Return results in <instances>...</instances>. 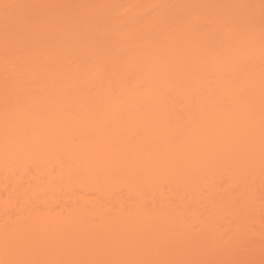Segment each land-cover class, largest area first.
Returning <instances> with one entry per match:
<instances>
[{
    "label": "bare ground",
    "instance_id": "bare-ground-1",
    "mask_svg": "<svg viewBox=\"0 0 264 264\" xmlns=\"http://www.w3.org/2000/svg\"><path fill=\"white\" fill-rule=\"evenodd\" d=\"M49 1L51 0H0V52L3 53H1L2 55L0 54V103L3 105V107L0 105V164L4 165L13 158V160H16V157H18V161H21L22 156H26L30 157V159L28 158V161L34 160V163L36 162L38 164L41 162L42 164L44 163L47 165L48 160H56V157L58 158V156L61 155L60 157L63 156L64 158L73 160L71 161L72 165L70 166L66 163L67 169L62 166L63 163L59 162L63 161L60 157L58 158L60 160L55 164L57 165V163H60L62 166H57L60 168V172H57V178L59 176L60 179H63H61L62 181H64V179L67 181L63 182L64 185L67 184L65 185L66 190L68 189L71 191L74 185L76 187L78 184H81L80 187L83 189L85 188L87 190L91 187V189H93L97 184L96 189L100 188V196L97 195L98 197H96L95 195L94 199H89L94 195L90 197L88 196L89 198H87L85 197L86 193L84 194L85 196H82L83 193L79 194L78 191H76L73 193V196L76 198H71L70 193L69 198L73 199V202H71L72 207H65L67 209L66 212L68 217H70L68 218V222L66 221L67 215L61 213L62 210L58 211L60 213L56 214L57 209H54L55 220L52 218L54 216L53 211L51 212V215L53 216L50 215V212L48 214L45 212L46 217L48 215L47 220L49 218L51 223L52 221L58 223L57 219L63 218L62 221L64 222L65 220L64 223L61 224V220H59L61 226H63V224L65 226L66 222L67 224H70L72 221L76 220L78 216V218H80V215L83 213L85 214V216L84 214L82 215L84 218L81 217V220H84L85 222L80 223L79 226L77 225L78 227H62L58 231L50 233V236L48 237L52 243L50 246L51 250L48 249V255L50 254L49 256L52 258H67L65 259L67 262L63 261L67 264L72 258L74 259H72L70 264H76V260H78V258H76L78 251H83L81 253L84 254L90 252L89 254L91 256L93 255V260L92 258L90 260L92 264H97L100 259L97 258V253L104 256L106 255V258H109L112 249L113 251H119L118 254L125 258L124 251L120 249L121 247L135 248L132 253L138 251L137 253H141L140 256L142 259L144 258L145 261L150 260V263L151 260L157 258L160 263V260L164 261L163 258H169V260L173 261L176 260V258L185 259L187 257L189 259L191 257L194 258L196 255H206L207 257H205L207 260L208 256L210 258L211 256L216 259L218 257L220 258V256H217V254H219L222 255L221 258L225 261L226 256H233L235 246L232 247L231 244L222 241L225 235L222 237V240L219 239L217 241L215 238L213 240L209 238L205 239L204 236L201 235V232L199 235H201L206 241L194 242L195 238L192 237L194 240H192L193 242L190 241L191 243H189L188 238H184V234H181V236H178V234L173 235L177 233L175 230H178L180 225L182 227L185 224L179 222V220L174 221V218H169L178 215L173 211H169V201H153L154 203L151 205H166L164 207H167L168 209H166V211L160 210L153 216L152 214H149L152 213V211L146 209L147 203L146 200L144 201V198L147 194L149 195L154 192V195H151L153 196L152 199L154 200V196L158 195L155 199L162 200V198L166 197L164 196L165 194L163 195L164 184H169L171 186V194H169V196L173 193L180 196L182 192L185 191V194L188 191V193L191 192L189 194L193 195V197L191 196L192 199L196 197V200L199 201L202 199L200 196L198 197L201 190L204 187L208 189L211 185L210 180H212V183L215 177L218 178V175L220 177V175L222 176L223 174L225 175L226 173H229L228 175L232 176V180L234 179L236 181L238 178H245L243 175L248 177L247 174H243V172L245 173V169H249L248 167L253 168L252 171H254V168H260V166H262L261 164L264 163L262 162L261 157V155L264 154V21L262 19V17L264 18V14L260 16L263 12L262 6H264V1L245 0L249 5L253 6L254 3V7H249L254 9L249 10L246 8L248 6L246 5V2L245 4L242 2L243 0H226L227 2L223 0H196V3L193 0L192 2L187 0V2L189 1L188 3L194 2L192 6L189 4L191 8H193L195 4V9L197 4V8L194 11L193 9H190V14H203L202 16H205L210 11L209 16H211V13H213L216 20L214 18L212 19L214 16H211L212 22L216 21L217 23H212L216 25V27L211 30L203 29L204 26L200 27L201 25H197L199 22V20H197L198 16L193 14L190 18V15H188L189 13L186 12L188 16L183 14L184 16H182V18H184L182 19L181 15L184 7L181 11L178 10L179 13L177 12V15L180 14L178 16L184 21L179 23L178 21L181 19L176 17L177 15L171 13H169L171 14L170 16H166L170 18L172 17L169 19V21L173 19L170 23L174 22V19H180L176 21L179 25L182 24V28L180 27L181 29L177 26L178 31L173 30L176 27L169 30V21L165 23L164 20H157L158 25L163 21L165 24H168V28H166L167 25H163L164 23L159 25V27L156 22L155 25L157 27H154L155 25H150L144 30L143 28L141 29L140 26L144 27L146 22L142 25L141 23L137 24L138 21L134 20V17H137L138 15L140 16L144 9V11H146V9L152 10L149 7L160 5L167 0H138L140 2L136 0H127L130 2L129 4L125 3L128 6L122 7L124 9L127 7L129 8L122 12L123 18L121 19H117V14L119 12L115 14L120 8L117 10H115V8L113 10L115 7L114 5L117 3L119 4L118 1L120 0H66V2L62 0V8H59V12L57 11L58 13H56L55 10L54 14L52 13L53 10L52 12L49 11L48 15H46L47 17L45 16L46 20L44 17L41 18L44 19V22L46 23H44L43 20H39L44 23L42 24L44 26L41 25L39 27V23H37V28L34 22L32 24V22L29 21L30 24L29 22L25 23V21L21 20L24 16L25 20L28 21L27 17L31 16L28 15L30 11L38 7L40 3L43 2L47 4ZM67 1L71 2L68 3ZM121 1L126 2V0ZM198 1H200V4ZM213 1L215 4H213ZM219 1H221V3ZM248 1H252V3H248ZM255 1H257L256 4ZM236 5H238V9L235 7ZM7 6L12 10L11 17L13 18L11 19V22H13L11 25L6 22L4 8ZM180 7H182V5ZM190 7H187V11ZM239 7L246 8V10L243 11V9ZM39 8L40 6L38 7V10ZM238 10H241V12H237ZM235 11L237 13H235ZM35 13H37V11ZM30 14H32V12H30ZM112 15L114 16L113 18L111 17ZM122 15L120 14L121 17ZM164 15L165 13L163 16ZM55 16L58 19H53ZM155 16L160 18L159 15ZM185 16L188 19H185ZM92 17L97 19L95 20L93 18V20ZM259 17H261L262 20ZM36 18L35 20H33V18L29 20L36 21ZM122 19H125L124 21L128 20V22L131 20L132 22L130 21L129 25L133 23L131 25L132 27H139L140 29L138 28L137 31L134 28L129 31L128 28L127 30L123 28L125 29L123 31L122 29L118 30L119 27L122 28L124 25H122V23H124V21L121 23L117 20ZM166 19L168 20V18ZM199 19L200 21L202 20L201 17H199ZM228 19L232 21V27L230 29H227L224 26V22ZM90 20H93L94 22H91ZM185 20L187 22H185ZM113 21H115L114 23H118V26H116ZM176 22H174L175 25ZM182 22H185V24ZM56 24L62 26H60L61 28L57 27V30L55 29L58 32L60 31L59 29H62L63 33L60 31L62 36L59 38V35H55L51 40L49 39L51 37L47 38L40 36V40L38 36L39 34L37 35L36 31L39 29L41 30L42 28V30H44L43 34L45 32L48 34V29L50 30L56 27ZM200 24L203 23L200 22ZM131 26H129V29ZM163 26L167 30H164V28H162ZM43 27L45 28L43 29ZM212 27L213 26H211V28ZM159 28H162L161 30L163 33L159 31ZM169 31L173 32L171 33ZM158 32L160 34H158ZM127 33L128 35H126ZM47 34L45 35L47 36ZM66 34L67 36L62 39ZM22 35L24 36L23 38ZM25 35L29 37L30 35H35L31 38L32 40H30V42H33H27V40H29L27 37L26 43L28 44H26L25 41L23 42L25 45L18 43L19 40L22 41V39H25ZM51 35L52 34H50V36ZM42 38H44V40L47 38V40L43 42ZM70 38L71 40L69 41ZM67 40L69 43H67ZM41 41L44 44L41 43ZM81 42L85 43L82 44ZM71 43L74 47L75 44L77 45L79 43L78 45L80 48H78L82 51H79L75 47V49L78 50L77 52V50H74V47H72L74 50L72 54L76 53L75 55H77L83 53L81 54L83 58H81V56L78 57V55L77 57L75 56L76 58L72 56L69 57L68 52L70 53L71 48H69V50L68 47L72 46ZM16 45L19 47H16L15 49ZM44 45L46 46L43 48ZM142 45H144V47L147 46L148 49L146 48V50L144 48V50ZM20 46L24 47L20 49ZM87 47H89L87 50L88 52L89 50L92 51L90 54L94 53L93 56L96 57V59L92 56L94 59H92V62L96 63L98 65L97 67L95 66L96 64H91V60L89 63L87 57L89 56L91 59L90 54L88 55L84 52L86 51L84 49H87ZM124 47L130 48L123 51L124 49L122 48ZM40 48L43 50L42 53L40 52ZM118 51L120 52L119 54L117 53ZM122 51L126 53L129 52V54L125 55L126 53L124 54ZM12 53L13 55L11 56ZM84 53L87 54V56L85 55L86 58L84 57ZM96 53L98 56H96ZM72 54L70 53V55ZM86 63H89L91 66L87 65L89 66L88 68ZM30 111H33L31 112L33 114H30ZM112 145L118 147L115 149L116 151L113 150L115 147ZM54 153L57 156L52 155ZM11 156L14 157L11 158ZM19 156H21L20 159ZM47 156L48 159L45 160ZM8 158L9 160H7ZM25 159L26 158H24L23 161H25ZM35 159H40L41 161ZM3 165L2 168H5L6 166L3 167ZM52 165L44 167L48 169L50 167V169H53ZM18 167L19 166H17V168ZM22 167H24V165H22ZM34 167L36 168V166ZM20 169L22 168L20 167ZM43 170H45V168ZM23 171H25V169ZM49 171L51 170H47L46 172H48L47 176L51 174V176L48 177L50 179L48 180L45 176L47 181L45 180L43 183L38 176L35 175L36 177H34L33 174L31 175V177L33 176L32 179L38 178V183L34 182L36 185L32 183L33 188L31 187L28 188L29 190L27 189L29 193L31 192L30 195L32 200L34 199V201H37L36 199L39 200L43 197V201L41 200L42 202L46 203V200H49L52 204L53 202H58L52 193L53 187H56V184H52L53 181H55V178H53L52 171ZM64 171H66V173ZM230 172H232L233 175L230 174ZM247 172H249V170H247ZM254 172L257 173L256 170ZM254 172L251 174H254ZM36 173L37 175L40 174L38 170ZM78 174H80V178H83L84 176H86L87 180L89 179L87 177H90V179L92 178L90 180L91 182L89 181L90 183L87 182V184H92V186L89 187V185L87 186L80 183L81 179L75 178L76 176L79 177ZM54 176L56 175L54 174ZM51 177L53 178V181ZM68 177H70V179ZM73 177L77 181L71 179ZM21 178L24 179V177ZM26 178L27 177L25 176V179ZM8 179L9 177L7 180ZM22 179L19 180L21 181ZM87 180H85V182ZM92 180L96 184L92 182ZM6 182L7 181H5V183ZM68 183L71 186L73 185V187L70 185L68 186ZM29 184L30 183H28V185ZM214 184L212 183V187L215 186ZM26 185L27 184H25V186ZM122 185H124V189L125 191H128L130 197L132 196V201H126V198L120 195L117 191V188H120ZM136 185L139 186L135 190ZM236 186H238V184ZM145 187L149 188V190L147 189L146 191ZM212 187H210L208 191L212 189ZM232 187L233 186L231 185L229 188L231 189ZM26 188L27 187L23 189L25 190V193L27 191ZM227 189L226 191H228ZM233 189H235V186ZM233 189L229 194H231ZM20 190L22 192V188H20ZM86 190L85 192H89L90 189L88 191ZM111 190L114 192V196L112 195ZM36 191H39V193ZM96 191L98 190H95V192ZM134 191L137 192L135 193ZM178 191L179 193H176ZM34 192L38 198L36 196L34 197ZM61 192L63 193L62 190ZM115 192H118L119 195L118 193L115 195ZM49 193L50 195L53 194L52 197L47 195ZM212 193L213 192H211V194ZM251 193L254 194L255 192L252 191ZM39 194L42 195L38 196ZM135 194L140 197L136 198ZM7 195L8 194H6V196ZM212 195L210 196L209 192V196H206V199L204 198L205 204L208 203L207 205L215 208L219 203H217L218 201H216V197L214 198ZM26 196L25 201L23 200L22 202L23 208L25 206L24 203L27 204L30 200L27 199L29 197L28 194ZM221 196L223 197V195ZM233 196H230L231 199ZM64 197V201H66L68 198L66 194ZM6 198H8V196ZM148 198L151 197L147 196L145 199ZM20 199L22 200L24 197ZM51 199L55 200L52 201ZM182 199H184V197L181 198V200ZM0 200H2V198H0ZM68 200L70 201V199ZM2 201L5 202L4 205L7 206H10L9 203L14 204L8 202L11 201L9 198ZM64 201H62L61 204L64 203L65 205L66 203ZM198 201H194L195 204L194 202L193 204L196 205ZM182 203H184L183 200ZM37 204H39L38 201ZM187 204L188 202H186L185 205ZM202 204H204V200ZM236 204L234 203V205ZM0 205H3V203H0ZM45 205L46 204L43 206ZM32 207L33 206L27 208L31 210ZM35 207L37 209L36 205ZM54 207L56 206L54 205ZM62 207L63 205H61V208ZM15 208V210H18L17 207ZM68 208L72 209L70 210ZM184 208L187 207L185 206ZM217 209H215L218 212L216 215H222L223 211L221 212L219 208ZM30 210V213L27 210L29 215L32 212ZM38 210V212L41 211L40 208H38ZM215 210L213 212H215ZM147 211H149V213ZM35 212L37 213L36 217L38 218L39 215L37 210H35ZM34 213L31 215H36ZM11 214L9 216H11ZM59 214L60 216H58ZM20 215H22V213ZM180 215L181 214L178 216ZM240 215H238V219L243 222H245L244 219L249 218L245 214V216ZM6 216L7 217L4 218H6L7 221L4 219L3 221L5 222L3 224L2 221H0V238H4V241L2 240L3 243L6 242L8 245L7 241L10 237L11 240L13 238H15L14 240L17 238L18 240L22 237V240H24V238L26 239L29 234L28 232L26 235L21 228L22 231L19 229V232L18 227L15 228L16 230H13L14 227L17 226L15 225L16 223L14 224L15 226H9L10 229L7 228L12 220L10 217L9 219L11 222L8 223V215ZM22 216L23 217L21 218L24 221V213ZM155 216H157V218ZM32 217H30V221H32ZM64 217L66 218L64 219ZM115 217H124V219L130 217L132 220L134 218L135 220L145 218V220H150L152 223H155L156 221L157 224H155L157 226L162 220H164L165 223L166 220H168L169 224L172 222L171 220H173L171 226L174 222H176L177 226L178 222L179 226L178 228H176L177 226H172L174 233H171L170 237L168 235L169 233H167L168 237H165L167 231H165V235L162 233L161 235L159 232L155 233L153 230L154 227L145 223L147 224L148 228L146 229H148V231H150L149 227H152L150 231L151 233H146L147 230H145L144 233L139 231L140 233L138 232V234L132 231V235L135 234L136 236H134L135 238L131 236L130 240V236L128 235L130 233H127V230L124 231L123 229L125 232L124 236L125 238L127 237L126 241H129L126 243L125 240L122 239L124 241L120 244V242L118 243L116 240V231L111 228L113 227L111 221H113ZM15 218L18 219V216L15 215ZM35 218L33 220H37V218ZM119 218L117 219L118 221ZM17 219L15 220L16 222ZM153 219L156 220L154 221ZM247 219L246 222L249 221ZM74 222L78 221L76 220ZM74 222L72 224H74ZM163 223H161V225ZM165 223L164 226H167L168 230L169 225L168 223L165 225ZM18 224L20 223L18 222ZM145 224H142V226ZM121 226L125 227L121 223L116 224V228L119 227L118 229H121ZM164 226L162 225V227ZM186 226L187 225L184 227ZM12 227L13 229H11ZM132 228L134 231L144 229L143 227V229H136L135 226L131 228L129 227V229ZM160 229L162 230L161 227ZM160 229L157 230L160 231ZM169 230L168 232L171 231ZM152 231H154V234H152ZM22 232H24V234ZM126 234L128 236H126ZM199 235H196V237H201ZM219 235H221V233ZM6 238L7 241H5ZM14 240L12 241L14 242ZM2 241L0 239L1 243ZM248 241L249 240H247V242ZM34 245H36V243H34ZM262 247L264 248V246ZM251 248L252 247H249L248 244V249ZM263 248L262 251H264ZM236 249L237 248L235 247V251ZM129 250L131 251V249H128L127 251ZM258 250L260 251L259 248L257 249V252ZM237 251L235 252L234 258H237L236 256H238ZM239 252L241 253V251ZM132 253L130 256L134 254ZM139 254H137L138 258L140 257ZM242 254L246 256L245 253ZM163 255L164 257L162 258L161 256ZM11 257L14 256L10 255V258L8 257L9 260ZM247 257L248 255L245 259L248 261ZM193 258L192 261H194ZM13 259H11L12 263L10 264H26L23 261L19 260V262H16L18 260L15 261ZM245 259H243V261H245ZM26 260L28 259L26 258ZM84 260H87L86 257ZM189 260L190 261L188 262H191V259ZM86 262H88V260ZM212 262L215 263V261ZM30 263L35 264V262L32 261ZM135 263L137 264V260H135ZM217 263L218 262L216 261V264ZM4 264H7L6 261ZM27 264H29V262H27Z\"/></svg>",
    "mask_w": 264,
    "mask_h": 264
},
{
    "label": "rangeland",
    "instance_id": "rangeland-1",
    "mask_svg": "<svg viewBox=\"0 0 264 264\" xmlns=\"http://www.w3.org/2000/svg\"><path fill=\"white\" fill-rule=\"evenodd\" d=\"M51 1H53V2H51ZM51 1H49V3H47V4H45V3H40L39 4V6H40V8H39V10H38V7H36L35 9H33L32 11H30V12H32V14H30V12H29V14L28 15H31L30 17L28 16L27 18H28V21H26L25 20V18H24V16L21 18V20H23V21H25V23H27V22H29V21H31L32 22V24H33V22H34V24H36V27H37V23H41L40 25L38 24V26L40 27L42 24H44V23H46V22H44V19L46 20V15H48V12L50 11V12H52V10H53V14L55 13L54 12V10L56 11V13H58L59 12V8H62V0H51ZM63 1H65L66 2V0H63ZM72 1V0H71ZM71 1H67L68 3H70ZM121 1V0H120ZM118 1L119 2V4L117 3V4H115L114 6V8H113V10L115 9V10H117V9H119L118 11H116V13L115 14H117L118 12L122 15L123 13V11H125L127 8H129V7H127L126 9H124L123 7L125 6H128V5H126V4H129L130 2V0L129 1H127L126 0V2H124V1ZM136 1H138V0H136ZM193 1H195V3L197 2L196 0H193ZM217 1V0H216ZM223 1H226V0H223ZM253 1V0H252ZM252 1H248V3L249 2H251L252 3ZM260 1V0H259ZM262 1H264V0H262ZM128 2V3H127ZM132 2H134V1H132ZM138 2H140V1H138ZM189 2V1H188ZM187 2V0H167L165 3H162V4H160V5H154V6H152V7H149V8H151L152 10H149V9H146V11H144L143 10V14L141 13L140 14V16L138 17H134L135 19L134 20H137L138 21V23L137 24H140L141 23V25L143 24V23H145L146 22V24H144V27L142 26H140V25H138V26H140V28L142 29L143 28V30L144 29H146V27H148V26H150V25H155V23L157 22V20L158 21H160V20H164L165 21V23H167L168 21H169V19H171L170 17H166V16H170L171 14H174V15H177V12H178V10H182L183 9V7H184V11L182 10V15H181V18H182V16H184L183 14H185L186 16H188V15H190V18H191V16H192V14L193 15H195L194 13H189V11H190V9H193V11L197 8V4H196V8L194 9V7H195V4H194V7L193 8H191L190 7V5L189 4H191V6H192V4L194 3H188ZM190 2H192V0H190ZM199 2V4H200V1H198ZM220 3H221V1H219ZM227 2V1H226ZM244 4H245V0H243L242 1ZM122 3V4H121ZM126 3V4H125ZM218 3V2H217ZM216 3V4H217ZM250 3V4H251ZM257 3V1H255V4ZM213 4H215L214 3V1H213ZM243 4V5H244ZM262 4V3H261ZM67 5V4H66ZM182 5V7H180ZM240 5V4H239ZM242 5V6H243ZM246 5H248L246 8H248L249 10H251V9H254V8H249L250 6H252V5H249V4H247V2H246ZM259 5V4H258ZM264 5V4H263ZM42 6V7H41ZM60 6V7H59ZM117 6V7H116ZM120 6V7H119ZM123 6V7H122ZM241 6V5H240ZM255 6H257V5H255ZM259 6H261V5H259ZM155 7V8H154ZM177 7V8H176ZM187 7H190V8H188V11H187ZM212 7H213V5H212ZM215 7V6H214ZM236 8L238 7V5H236L235 6ZM235 7H234V10H235ZM244 7V6H243ZM243 7H239V8H242L243 9V11L244 10H246V8L244 9ZM252 7H254V3H253V6ZM263 7V12L260 14V16L261 15H263L264 14V6H262ZM186 8V9H185ZM255 8H257V7H255ZM46 9V10H45ZM122 9V10H121ZM170 9V10H169ZM176 9H177V11H176ZM238 9V8H237ZM236 9V10H237ZM61 10V9H60ZM248 10V11H249ZM33 11H37V13H35V12H33ZM58 11V12H57ZM148 11V12H147ZM172 11V12H171ZM233 11V10H232ZM241 12V10H238L237 12ZM260 11V10H259ZM262 11V10H261ZM4 12H5V15H6V22L7 23H10V25H11V23L13 22H11V19L13 18V17H11L12 15V10L10 9V7H5L4 8ZM11 12V13H10ZM163 12V13H162ZM175 12H176V14H175ZM189 13L188 15H187V13ZM234 12V11H233ZM236 11H235V13H237ZM117 14V19H121V18H123V15H122V17L120 16V14ZM165 13V15L163 16V14ZM166 13H167V15H166ZM169 13H171V14H169ZM179 13V12H178ZM181 13V12H180ZM39 14V15H38ZM50 14V13H49ZM198 14V13H197ZM119 15V16H118ZM155 15H159L160 16V18L157 16H155ZM174 15H172V16H174ZM178 15H180V14H178ZM176 16V17H179V16ZM203 14H201V15H195V16H198V19L197 20H199V22H198V24L197 25H201L200 27H203L204 26V28L203 29H206V30H211V29H213L214 27H216V25H214L215 23H217L216 21L214 22H212V19L214 18L215 19V16L213 15V13H211V16H214V17H212V19H211V16H209L210 15V11H209V13H207V15H205V16H202ZM27 16V15H26ZM40 16H42V17H40ZM46 16V17H45ZM57 16V15H56ZM56 16L53 18V19H55L56 18ZM152 17V19H153V16H154V19L152 20L151 19V17ZM186 16H185V19H188V18H186ZM264 16V15H263ZM37 17V18H36ZM44 17V19H41V18H43ZM112 18L114 17L113 15L111 16ZM120 17V18H119ZM168 18V20L166 19V18ZM199 17H201L202 18V20H203V22H202V20L200 21V19H199ZM206 17V18H205ZM33 18V20H35V18H36V21H33V20H29V19H32ZM97 19V18H95V17H92V19ZM124 18H126V17H124ZM164 18V19H163ZM174 18V17H173ZM180 18V17H179ZM180 18V19H181ZM184 18V17H183ZM182 18V19H183ZM189 18V19H190ZM194 18V17H193ZM192 18V19H193ZM260 19H261V17H259ZM38 19V20H37ZM56 19H58V18H56ZM93 19V20H94ZM129 19V18H128ZM132 19V18H131ZM149 19V20H148ZM180 19H174V22H176L177 20H180ZM180 20V21H178L179 23L181 22V21H184V20ZM262 19H263V21H264V18L262 17ZM261 19V20H262ZM39 20H43V22L44 23H42V21L40 22ZM93 20H90L91 22L93 21ZM114 20H115V18H114ZM125 19H122V20H117V21H119V22H121L122 23V21H124ZM133 20V21H134ZM152 20V21H151ZM173 20V19H172ZM172 20H170L168 23H169V26H168V24H165L163 21L161 22V24H163L164 26L165 25H167V27L166 28H168L169 27V30H172L173 29V27L175 28V29H173V30H177L178 29V27L180 28L181 26H182V24H178V22H176V25H175V23L174 22H172V23H170ZM194 20V19H193ZM205 20V21H204ZM208 20V21H207ZM209 20H211V21H209ZM216 20V19H215ZM260 20V21H261ZM37 21H39V22H37ZM116 21V22H117ZM130 21L131 20H129V22H128V20L127 21H124V23H122V28H120L119 27V29L118 30H120V29H122V31L123 30H127V28H128V31L129 30H131L132 28H134V26L132 27L131 25L133 24V23H131V25H129L130 24ZM148 21V22H147ZM150 21H151V23H150ZM196 21V20H195ZM53 22V21H52ZM94 22V21H93ZM96 22V21H95ZM115 21H113V23H114ZM127 22V23H126ZM132 22V21H131ZM153 22H154V24H153ZM185 22H187L186 20H185ZM185 22L183 23V24H185ZM200 22L201 23H203V24H200ZM208 22V23H207ZM231 22V23H230ZM30 23V22H29ZM60 23V22H59ZM58 23V24H59ZM134 23L136 24V22L134 21ZM150 23V24H149ZM174 23V24H173ZM197 23V22H196ZM212 23H214V24H212ZM31 24V23H30ZM58 24H56V27H54L53 25V27L54 28H52V29H50V30H52V31H50L49 29H48V34H47V32H45L44 34H43V32H44V30H42V28H41V30L39 31L38 29H36V30H38V31H36L37 33V35L39 36V38H40V36L41 37H51V38H49L50 40L51 39H53V37L55 36V35H59L58 37L60 38V36H62V29H59L62 33H60V31L58 32V31H56L58 28L57 27H60ZM116 26H118V23H114ZM120 24V23H119ZM161 24H159V25H161ZM55 25V24H54ZM58 25V26H57ZM157 25H158V22H157ZM158 25V26H159ZM172 25V26H171ZM173 25H175V26H173ZM205 25H209L208 27L207 26H205ZM232 21L231 20H226L225 22H224V26L227 28V29H230L232 26ZM35 26V25H34ZM42 26H44V25H42ZM51 26V27H52ZM115 26V27H116ZM128 26V27H127ZM129 26H131L130 27V29H129ZM164 26L162 27V28H164ZM178 26V27H177ZM184 26V25H183ZM211 26H213L212 28H211ZM51 27H49V28H51ZM62 27V26H61ZM60 27V28H61ZM154 27H157L156 25L154 26ZM160 27V26H159ZM207 27V28H206ZM38 28V27H37ZM45 27H43V29H44ZM123 28H125V29H123ZM138 28L139 27H136V28H134L136 31L138 30ZM139 28V29H140ZM161 28V29H162ZM182 28V27H181ZM180 28V29H181ZM208 28H210V29H208ZM56 29V30H55ZM158 29V28H157ZM160 28H159V31L160 32H162L163 33V31L161 30ZM56 31V33H55V31ZM164 30H167V29H165L164 28ZM47 31V30H46ZM54 31V32H53ZM135 31V32H136ZM156 31V30H155ZM178 31V30H177ZM57 32H58V34H57ZM130 32H132V31H130ZM165 32H167V31H165ZM169 32H171V31H169ZM173 32V31H172ZM171 32V33H172ZM52 34L51 36H50V34ZM155 33H157V32H155ZM45 34H47V36L45 35ZM65 34V33H64ZM158 34H160L159 32H158ZM36 35V36H37ZM49 35V36H48ZM126 35H128V33L126 34ZM35 36V35H34ZM33 35H30V37L29 36H26L25 35V39H22V41L21 40H19L18 41V43H21L22 45H25V43H26V38L27 39H29V40H27V42L29 41V43H32V42H30V40H32L31 38H33L34 37ZM67 36V34L65 35V36H63V38L62 39H64L65 37ZM24 36L22 35V38H23ZM78 37V36H77ZM80 37V36H79ZM87 37V36H86ZM156 37V36H155ZM38 38V37H37ZM38 38V39H39ZM47 38L45 39V40H47ZM82 38V37H81ZM36 39V38H35ZM34 39V40H35ZM43 39V42L45 41L44 40V38H42ZM55 39V38H54ZM128 39V38H127ZM40 40H41V38H40ZM71 40V38L69 39V41ZM74 40V39H73ZM73 40H72V42H73ZM82 40V39H81ZM25 41V43H23ZM69 41L67 40V43H69ZM79 41V40H78ZM77 41V42H78ZM83 41V40H82ZM87 41H88V39H87ZM38 42H40V41H38ZM42 41H41V43H43ZM66 43V44H67ZM76 43V42H75ZM74 43V44H75ZM82 44L83 43H85V42H81ZM87 43V42H86ZM17 44V43H16ZM26 44H28V43H26ZM44 44V43H43ZM79 44V43H78ZM77 44V45H78ZM30 45V44H29ZM70 45V44H69ZM71 45L72 46H70V47H68V49L69 48H71V50H70V53L72 54V52H74V50H79V48H80V46L78 45H76L75 44V47L77 48V49H75V47L73 46V44L71 43ZM46 45H44L43 46V48L45 47ZM82 46V45H81ZM16 47H19L18 45H16L15 46V49H16ZM22 47H24V46H20V49H22ZM72 47H74V50H73V48ZM79 47V48H78ZM142 47H143V49L145 48H147V46H145L144 47V45H142ZM82 48V47H81ZM88 48L89 47H87V49H84V50H88ZM126 48V49H125ZM128 48H130V47H124V48H122V49H124L123 51H126ZM150 48V47H149ZM14 49V50H15ZM19 49V48H18ZM20 49H19V51H20ZM41 50H40V52L42 53L43 52V50H42V48H40ZM47 49V48H46ZM90 49H91V47H90ZM121 49V50H122ZM144 49V50H145ZM148 49V48H147ZM146 49V50H147ZM68 50V51H69ZM78 50H77V52H78ZM83 50V51H84ZM101 50V49H100ZM11 51V50H10ZM16 52H18L17 50H15ZM79 51H82V50H79ZM84 51L85 53H87L88 55L90 54V52H92V51H90L89 50V52L87 51ZM122 51V52H123ZM14 52V51H13ZM121 52V53H122ZM128 52V51H127ZM129 52H130V50H129ZM129 52L128 53H126V52H123L125 55H128L129 54ZM2 52H0V54H1ZM11 53V52H10ZM70 53L68 52V55H69V57L70 56H72V57H77V55H78V57H80L81 56V54H83V53H81V54H77V55H75L76 53H73L72 55H70ZM84 53V57L86 58V56H87V54H85ZM118 54L120 53L119 51L117 52ZM122 53V54H123ZM3 54V53H2ZM1 54V55H2ZM92 54V53H91ZM90 54V57H91V59L89 58V56L87 57V59H88V61H89V63H90V60H91V64H93L94 62H92L94 59L92 58V56H93V54L91 55ZM117 54V55H118ZM5 55V54H4ZM13 55V53L11 54V56ZM86 55V56H85ZM8 56V55H7ZM96 56H98L97 55V53H96ZM119 56V55H118ZM75 57V58H76ZM94 57V56H93ZM81 58H83V56H81ZM95 59H96V57H94ZM120 58V57H119ZM123 58V57H122ZM93 59V60H92ZM87 61V62H88ZM96 62V61H95ZM89 63L87 64L86 63V66L87 65H89ZM94 64H96V63H94ZM93 64V65H94ZM89 66H91V65H89ZM89 66H87L88 68H89ZM96 67L98 66L97 64L95 65ZM87 68V69H88ZM93 68H94V66H93ZM5 78V77H4ZM142 85H145V84H142ZM1 86V85H0ZM142 88H143V86H142ZM74 95V94H73ZM79 96V95H78ZM180 102H182V101H180ZM0 105H2V103H0ZM181 105V104H180ZM182 105H183V103H182ZM181 105V106H182ZM2 107H3V105H2ZM182 108V107H181ZM184 109V108H183ZM182 111V110H181ZM31 112H33V111H30V114H33V113H31ZM146 127V126H145ZM78 142V141H77ZM76 142V143H77ZM117 144V143H116ZM118 145H120V144H118ZM113 146V145H112ZM113 147H115V146H113ZM110 148V147H109ZM116 148H118L117 146L113 149L114 151H116L115 149ZM120 149V148H119ZM117 151H118V149H117ZM113 153V152H112ZM62 154V153H61ZM64 154V153H63ZM51 155V154H50ZM52 155H54V156H57V155H55V153L54 154H52ZM60 155V154H59ZM61 156V155H60ZM60 156H58V158L60 157ZM9 157V156H8ZM14 156H11V158H13ZM20 157L21 156H19V159H20ZM53 157V156H52ZM63 157V156H62ZM62 157H60L63 161H59V162H61V163H65L64 165L62 164V166H64V167H66L67 166V164L66 163H68V165L70 166V165H72V163H71V161H73V160H71V159H68V158H62ZM67 157V156H66ZM261 157H262V162H264L263 160H264V154H262L261 155ZM17 158L18 157H16V160H9V158L7 159V160H9V162L7 163L6 162V164H2L3 165V167H5V168H2V165L0 164V183H2V184H0V195L2 196H0V198H2V200H7L8 198L11 200V201H8V202H12V203H14V204H10L9 203V205L10 206H7V205H4V203L5 202H3L2 200H0L1 202V204L3 203V205H0V221H2V224L5 222V221H7L6 220V218H4V217H7L6 215H8V223L9 222H11V220H12V222H11V224L10 225H8V223H7V225H8V227L7 228H9V226H11V225H14L15 223V225H17V226H15L14 227V229H13V227L11 228V229H13V230H16L15 228H17L18 227V231H19V229L21 228L24 232H25V234L27 233L28 235H29V237H28V235H27V237H26V239L24 238V240L26 241H24V240H22L23 239V237L22 238H19L18 240H17V238H16V240H14L15 238H13L12 240H14V242L9 238V240L7 241V238H6V240L5 241H7L8 242V245L6 244V242H4L3 243V239L2 238H0L1 239V241H2V243L0 242V264H4L5 263V261H6V263L7 264H10V263H12V260L11 259H13V260H18V261H16V262H19V260L20 261H23V262H25L26 264H27V262H29V264H32V263H30L31 261L32 262H35V264H64L65 262H63V261H66L65 259H67V258H59V257H50L49 255H48V253L47 252H49V250H51L50 249V246H51V243H52V241L50 240V238L48 237V236H50V233H53V232H55V231H58L60 228H72V226L73 227H78L79 225H80V223H82V222H85L84 220H81L82 218H84L82 215L84 214L83 212V214L82 215H80V218H76V220L78 221V222H74V221H76V220H74V221H72V223L74 222V224H72V223H68L69 224V227H68V224H67V222L69 221L68 220V218H70V217H68V214H67V209L65 208V207H72V203L71 202H73V199H71V198H73V197H75V196H73V193L74 192H76V191H78V193L80 194H82V196L84 195L85 197H87V198H89L90 196H92V195H94V196H92V197H90L89 199H94V197H95V195H96V197H98L97 195H99V189L100 188H97L96 189V183L92 180V182H94L96 185H95V188H93V189H91L92 187V184L91 185H89V183L91 182L90 180L92 179H90V177H87V178H89L88 180L86 179V176H84L83 178L81 177L80 178V174H78L79 175V177H75L76 179L77 178H80L81 179V182L80 183H82V184H85V185H89V187H91V188H88L86 191H88L89 189V192H85V190L83 189V188H81L80 186H81V184L79 185V187H80V189H79V187H78V185H76V187H75V185H74V187H73V185L71 186L69 183H68V186L70 185L71 187H73L72 188V190L71 191H73V192H71L70 190H66V187H65V185H67V184H63V182L65 181V179H64V181H62L60 178H59V176H58V178H57V174L60 172L59 171V167H57L58 165L59 166H61V164L60 163H57V165H55L56 164V162L58 161V160H60V159H58L57 157H56V160L55 159H53V160H48L47 161V165H49V166H51L52 164L54 165H52V167H53V169H50V167H49V169L48 168H46L47 167V165H45L44 163L42 164L41 162H39L38 164L35 162L34 163V160L33 161H28V158L30 159V157H23L22 156V158H21V161L19 160H17ZM24 158H26L27 159V161H26V159H25V161H23V159ZM42 158H44V157H42ZM49 158H50V156H49ZM48 159V156L46 157V159L45 160H47ZM261 159V158H260ZM1 160V159H0ZM32 160V159H31ZM35 160H40V159H35ZM67 160H68V162H67ZM69 160H70V164H69ZM5 161H6V159H5ZM5 161H2V162H5ZM41 161V160H40ZM50 161V162H49ZM53 163H52V162ZM66 161V162H65ZM17 162H19V163H17ZM43 162V161H42ZM25 163V164H24ZM43 165H41V164ZM49 163V164H48ZM75 163V162H74ZM264 164V163H263ZM263 164H261L262 166H260V168H254V171L256 170V172L258 173H255L254 171H252L253 170V168H250V167H248L249 169H245V173L243 172V174H247L248 175V177H246V175H243V176H245V178H243V177H241V178H238V180H232V176H229L228 174L229 173H226L225 175L223 174L222 176L220 175V177H219V175H218V178L217 177H213L214 179V181L212 182L215 186L214 187H212V183H211V181L212 180H210V179H207V180H210V187H212V189H210L209 191H208V189L210 188V187H208V189L206 188V187H204L202 190H201V192L199 193L200 195H198V197L200 196L202 199H200V200H202V201H198V200H196V197L195 198H193L192 199V197H193V195L192 194H189V193H191V192H189L188 193V191H187V193H185L184 194V192H182V194H181V192H180V196H177V195H175L174 193H173V191H172V195H170L169 196V194H171V191H170V189H171V186L169 185V184H164V188H163V195L164 196H166V197H164V196H162V197H164V198H162V200H159V199H155L157 196H154V200L152 199L153 198V196H151V195H154V192L153 193H150L149 195L147 194V196L148 197H151V198H148V199H145V198H147V196L144 198V201L146 200V205H147V208L146 209H148V210H151L152 211V213H149V211H147L149 214H152L153 216H154V214H156L157 212H159L160 210L161 211H166V209H167V207H164V206H166V205H162V206H159V205H157V206H154V205H151L152 203H154L155 201L156 202H159V201H169V203H170V205L168 206V209H169V211L170 212H175V213H177L178 215L179 214H181L180 216H178V215H176V216H171V217H169L170 219L171 218H174V221L175 220H179V222H183V224H185V225H187L186 227H184V226H182L181 227V225L179 226V223L177 222V224H178V226H179V228H178V226L176 225V222H174L173 224H172V226L173 227H176V228H178V230L176 229L175 231L177 232V233H175V234H173L174 233V229L172 228V226H171V223L173 222V220H171L170 222V224H169V222H168V220H166V223L164 222V220H162V222L161 223H165V225L168 223V225L170 226H168V230L170 231V232H168V230H167V226H164V223L162 224L164 227H166V228H164V227H162V225H161V223L160 224H158V226L156 225L157 223H156V219H153L154 221H155V223H152V221L150 222V220H145V218L144 219H142V218H140V219H137V220H135V218L132 220L130 217L129 218H126V219H124V217H120L121 218V220H120V218L119 217H115V219H113V221H111L112 222V224H113V227H111L112 228V230H114V231H116L115 233L117 234V236H116V240L118 241V243L120 242V244L122 243V241H124L125 240V242L127 243L130 239H131V236H133V238H135L134 236H136L135 234L134 235H132V233L134 232V233H136V234H138V232L139 231H141L142 233H144L145 232V230H147L146 231V233H148V232H150L151 231V229H152V227H149L150 229V231H148V229H146V228H148L147 227V224H149V225H151V226H153L154 228H153V230L155 231V233L156 232H159L160 234L162 233V234H164L165 233V231H167L166 232V236L165 237H168L167 236V233H169L168 235H169V237H170V234L172 233L173 235H177L178 234V236H181V234L184 236V238H188V240H189V243H191L190 241H192V240H194V238H195V241L194 242H196V241H203V240H205L206 238H209V239H211V240H213L214 238H215V240L217 239V241L220 239V240H222V237H223V240L222 241H224L225 243H228V244H231V246L232 247H236L237 249H236V251L238 252V256H236L237 258H234V256H235V247H234V252H233V256H226L225 257V261H224V259L223 258H221L222 257V255H219V254H217V256H220V258L218 257L217 259L216 258H213L212 256H211V258L208 256V258H207V260H206V255H202V256H200V255H196L194 258L193 257H191V258H189V259H191V262H188V261H190L187 257V260H186V258L185 259H177L176 258V260H173V261H171V260H169V258H163L164 257V255L163 256H161L163 259H164V261L162 260H160V263H159V261H158V258L157 259H155V260H151V263H150V260H144V258L142 259V257L140 256L141 255V253L139 254V253H137L138 251H134L133 253H132V251L135 249V248H129V247H124V248H120V249H122L123 251H124V256H125V258L124 257H121L119 254H118V252L119 251H113V249H112V251H111V249H110V255L112 256H109V258H106V255L104 256V255H100V254H98L97 253V258L99 259L98 260V263L97 264H136L135 263V260H137V264H147L148 262V264H212V263H214V262H212V261H215V263L214 264H216V261L220 264H264V253H262V252H264V251H262V246H264V165ZM22 165H24V167H22ZM26 165V166H25ZM39 165V166H38ZM17 166H19L18 168H17ZM34 166H36V168L34 167ZM44 166H46V167H44ZM61 166V167H62ZM68 166V167H69ZM74 166V165H73ZM20 167L24 170L25 169V171H23L22 169H20ZM51 167V168H52ZM45 168V170H43ZM71 168H72V166H71ZM247 168V167H246ZM18 169V170H17ZM30 169V170H29ZM39 171V173L40 174H38L37 175V173H36V171L37 170ZM63 169V168H62ZM65 169H67V167L65 168ZM70 169V168H69ZM68 169V170H69ZM260 169V170H259ZM10 170V171H9ZM12 170H14V171H12ZM47 170H51V171H49V172H51L52 173V175H53V178H55L54 180L56 181H53V178H52V181H53V185H55L56 187H53V190H52V193L54 194V197H55V199L59 202H53V204L56 206V207H54V205L49 201V200H46V203L45 202H42L43 200H42V198L41 199H36L38 202H39V204H37V201H34V199L32 200V198H31V195H30V193L28 192V188H31L32 186H33V184L32 183H38L37 182V179L38 178H40L42 181V183H43V181H47V178L48 177H50L51 176V174H49L48 176H47V173L48 172H46ZM64 170V169H63ZM247 170H249V172H247ZM251 170V171H250ZM257 170H259V171H257ZM25 173H23V172ZM62 171V170H61ZM229 171V170H228ZM227 171V172H228ZM7 172V173H6ZM20 172H22V173H20ZM31 172V173H30ZM43 172H46V173H43ZM58 172V173H57ZM65 173H66V171H64ZM73 172V171H72ZM225 172V171H224ZM252 172H254V174H251ZM13 173V174H12ZM36 173V174H35ZM56 175V176H54V174ZM241 173V172H240ZM27 174V175H26ZM29 174H30V176H29ZM33 174V176L34 177H36V176H38V178L36 179V178H33L32 179V177H31V175ZM46 174V175H45ZM62 174H64V173H62ZM70 174H71V172H70ZM69 174V175H70ZM230 174H232L233 175V173L232 172H230ZM251 174V175H250ZM20 175V176H19ZM22 175V176H21ZM36 175V176H35ZM74 175V174H73ZM85 175V174H84ZM9 177V179H11V180H7V178ZM18 176H19V179H22L21 177H24V179H22L21 181L18 179ZM25 176L27 177L26 179H28V180H26L25 179ZM47 178H46V177ZM65 176V175H64ZM75 176V175H74ZM3 177H4V179H3ZM69 179H70V177H68ZM74 177L73 178H71V179H73L74 181L76 180ZM211 178V177H210ZM234 178V177H233ZM16 179H17V182H16ZM44 179V180H43ZM50 178H48V180H49ZM67 179V178H66ZM83 179H85V180H87L86 182H85V180H83ZM5 181H7L6 183H5ZM39 181V180H38ZM52 181H50V182H52ZM70 181V180H69ZM68 181V182H69ZM77 181V180H76ZM90 181V182H89ZM206 181V180H205ZM16 182V183H15ZM20 182V183H19ZM40 182V183H41ZM65 182H67V181H65ZM72 182V181H71ZM85 182V183H84ZM87 182H89L88 184H87ZM98 182V181H97ZM207 182V181H206ZM238 182V183H237ZM23 183V184H22ZM28 183H30L29 185H28ZM34 183V184H35ZM41 183V184H42ZM47 183V182H46ZM78 183V182H77ZM77 183H74V184H77ZM235 183H236V185L238 184V186H236L235 185ZM8 184V185H7ZM11 184V185H10ZM25 184H27L26 186H25ZM51 184V183H50ZM73 184V183H72ZM234 184V185H233ZM17 185H19V186H17ZM31 185V186H30ZM36 185V184H35ZM99 185V184H98ZM231 185L234 187L235 186V189H233V187L230 189L229 187H231ZM3 186V187H2ZM5 186V187H4ZM8 186V187H7ZM30 186V187H29ZM45 186V185H44ZM138 186L139 185H136V187H135V190H136V188H138ZM169 186H170V188H169ZM217 186V187H216ZM15 187V188H14ZM25 187H27L26 188V193L28 194V200H29V202H28V200H27V204H32L33 202H35V203H33L32 205H27L26 203H24L25 204V206H24V208L22 207V202H23V200L25 201V199H26V193H25V190H23V189H25ZM39 187V186H38ZM47 187V186H46ZM50 187V186H49ZM48 187V188H49ZM147 187V186H146ZM145 187V188H146ZM150 187V186H149ZM153 187V186H152ZM237 187V188H236ZM4 188V189H3ZM20 188H22V192H21V190H20ZM33 188V187H32ZM41 188V187H40ZM40 188H37V189H40ZM65 188V189H64ZM127 188V187H126ZM228 188V189H227ZM13 191H12V190ZM63 191V193H64V195H63V193L61 192V190ZM71 189V188H70ZM118 190V192L120 193V195H122L124 198H126V201L128 200V201H132L133 199H132V196L130 197V194H128V191H125V189H124V185H122L120 188H117ZM147 189L149 190V188H146V191H147ZM226 189L228 190V191H226ZM233 189V191L231 192V194H229V192L231 191ZM4 190V191H3ZM7 190V191H6ZM8 190H10V191H8ZM18 190V191H17ZM42 190V189H41ZM46 190V189H45ZM48 190V189H47ZM50 190V191H51ZM92 190V191H91ZM95 190H98V191H96L95 192ZM126 190H128V189H126ZM138 190H140V189H138ZM144 190V189H143ZM6 191V192H5ZM35 191V190H34ZM49 191V192H50ZM70 191V192H69ZM114 191H116V190H114ZM125 191V192H124ZM169 191H170V193H169ZM255 192L254 194L253 193H251V192ZM5 192V193H4ZM9 192V193H8ZM17 192V193H16ZM19 192V193H18ZM37 192V191H36ZM48 192V191H47ZM46 192V193H47ZM66 192V193H65ZM117 192V193H118ZM135 192V191H134ZM137 192V191H136ZM135 192V193H136ZM145 192V191H144ZM150 192H151V190H150ZM209 192H210V196L212 195L214 198L216 197V201H218L217 203H219L214 209L212 208V206H210V205H207V204H205V197L207 196H209ZM211 192H213L212 194H211ZM224 192V193H223ZM4 193V194H3ZM13 193V194H12ZM35 193V192H34ZM33 193V194H34ZM37 193H39V191L37 192ZM43 193H44V191H43ZM42 193V194H43ZM51 193V194H52ZM70 193H71V195H70ZM94 193V194H93ZM111 193H112V195L114 196V192L111 190ZM116 192H115V195L117 194ZM119 193H118V195H119ZM126 193V194H125ZM141 193V192H140ZM149 193V192H148ZM176 193H179V191L178 192H176ZM208 193V194H207ZM218 193V194H217ZM223 193V194H222ZM232 193H233V195H232ZM243 193V194H242ZM259 193V194H258ZM6 194H8L7 196H8V198H6L7 196H6ZM19 194V195H18ZM42 194H39L38 196H41ZM52 194V195H53ZM65 194H66V196L68 197L67 198V200L68 199H70V201L68 200H66V201H64V196H65ZM88 194V195H87ZM129 196H128V195ZM137 194H139V193H137ZM233 196L232 197V199H231V197L229 196ZM252 194V195H251ZM47 195H49V196H51L52 197V195H50V193L49 194H47ZM69 195H70V197L71 198H69ZM106 195V194H105ZM126 195V196H125ZM136 195V194H135ZM135 195H134V197H135ZM156 195V194H155ZM221 195H223V197L221 196ZM225 195V196H224ZM227 195V196H226ZM250 195V196H249ZM6 196V197H5ZM17 196V197H16ZM26 196V197H25ZM36 196V193H35V195H34V197ZM89 196V197H88ZM100 196V195H99ZM192 196V197H191ZM256 196V197H255ZM4 197V198H3ZM11 197V198H10ZM16 197V198H15ZM24 197V199H20V198H23ZM37 197V196H36ZM138 197H140V196H138V195H136V198H138ZM173 197V198H172ZM179 197H180V199H179ZM184 197V199H182L183 200V202L186 204V202H188V204L187 205H185L184 203H182V200H181V198H183ZM227 197V198H226ZM253 197H255V198H253ZM13 198V199H12ZM38 198V197H37ZM47 198V197H46ZM50 198V197H49ZM76 198V197H75ZM141 198H142V196H141ZM205 198V199H204ZM254 200H253V199ZM54 199V200H55ZM152 199V200H151ZM221 199V200H220ZM257 201H256V200ZM31 200H32V202H31ZM42 200V201H41ZM52 200V199H51ZM54 200H52V201H54ZM64 201L66 204L64 205V203H62L61 204V202L62 201ZM203 200H204V204L206 205H204V204H202V202H203ZM19 201H20V203H19ZM136 201V200H135ZM154 201V202H153ZM181 203H180V202ZM196 201H198V203H196V205H194L195 204V202ZM190 202V203H189ZM193 202H194V204H193ZM229 202H231V203H229ZM233 202V203H232ZM15 203H16V205H15ZM55 203H57V204H55ZM168 203V202H167ZM228 203H229V205H234V203L237 205H234L233 206V208H232V206H229L228 205ZM44 204H46L45 206H43ZM63 205V207L61 208V205ZM68 204V205H67ZM70 204V205H69ZM199 204H201V205H199ZM35 205L37 206V209H36V207H35ZM58 205H59V207H58ZM193 205V206H192ZM31 206H33L32 208H33V210H32V208H31V210L29 209ZM187 207V208H184V207ZM190 206V207H189ZM15 207H17V209L18 210H15L16 208ZM20 207H22V208H20ZM27 207H29V208H27ZM42 207V208H41ZM178 207V208H177ZM231 207V208H230ZM7 208V209H6ZM20 208V209H19ZM38 208H40L41 209V211L40 212H38L39 210H38ZM217 208H219V210L222 212V215H216V214H218V212L215 210V209H217ZM54 209L57 211L56 212V214H58V213H60V212H58V211H61L62 210V212L61 213H63V214H65V215H67L66 217H64V219L66 218L67 220V222H66V224H65V226H64V224H63V226H61V224L62 223H64L65 222V220H64V222L62 221V219L60 218H58V216H60V214L57 216V222L59 223V220H61L60 222H61V224L59 223H56V221L54 222V221H52V223H51V221H49L50 219L48 218V220H47V217H48V215H47V217H46V214H45V212L48 214L49 212H50V215H51V212L53 211V215H51V216H53L52 218H53V220H55L56 218H55V212H54ZM68 209H70V208H68ZM72 209V208H71ZM70 209V210H71ZM167 209V210H168ZM187 209V210H186ZM212 209V210H211ZM239 209V210H238ZM7 210V211H6ZM23 210V211H22ZM27 210H28V212H29V210L30 211H32L33 213L35 212V210H37V212H38V215H39V217L37 218L36 216H37V213L35 212L34 214H36V215H31V214H33L32 212H31V216L29 215V213H27ZM215 210V212H213ZM218 210V209H217ZM83 211V210H82ZM86 211V210H85ZM84 211V212H85ZM225 211V212H224ZM16 214H15V213ZM179 212V213H178ZM238 212H239V214H238ZM243 212V213H242ZM12 213V214H11ZM22 213V215H23V213H24V215L26 216H24V221L22 220V218L21 217H23L22 215H20ZM27 213V214H26ZM69 213V212H68ZM184 213V214H183ZM240 213H241V215H246L247 217H249L247 220H249V221H247L246 222V219H244L245 220V222H243V221H241L240 219H238V215H240ZM11 214V216H9ZM80 214V213H79ZM78 214V215H79ZM15 215H17L18 216V219L17 218H15ZM28 215V216H27ZM240 215V216H241ZM244 215V216H245ZM32 216H34V217H32ZM84 216H85V214H84ZM220 216H223V217H220ZM11 217V218H10ZM28 217V218H27ZM30 217H32V221H30L29 219H31ZM37 218V220H33L34 218ZM61 217H63V216H61ZM82 217V218H81ZM156 218H157V216H155ZM11 220H10V219ZM12 218H14V219H12ZM27 218V219H26ZM35 218V219H36ZM55 218V219H54ZM119 218V221L117 220ZM152 218V217H151ZM154 218V217H153ZM158 218H160V217H158ZM222 218V219H221ZM5 219V221H3ZM17 219V222L15 221ZM40 219V220H39ZM81 220V221H79V220ZM148 219H149V217H148ZM161 219V218H160ZM159 219V220H160ZM10 220V221H9ZM39 220V221H38ZM52 220V219H51ZM129 220V221H128ZM140 220H143V221H140ZM152 220V219H151ZM14 221V222H13ZM30 221V222H29ZM71 221V220H70ZM153 221V222H154ZM207 221V222H206ZM18 222L20 223V224H18ZM36 222V223H35ZM40 222V223H39ZM157 222H160V221H157ZM206 222V223H205ZM209 222V223H208ZM39 225H38V224ZM117 223H121L123 226H125L126 227V229H125V227H122L121 229H118V228H116V224ZM135 223H137V224H135ZM145 223H147V224H145ZM205 223V224H204ZM246 223V224H245ZM1 224V223H0ZM76 224V225H75ZM142 224H145L144 226H145V228H144V226H142ZM182 224V225H183ZM6 225V224H5ZM18 225H20V226H18ZM33 225V226H32ZM34 225H36V226H34ZM75 225V226H74ZM78 225V226H77ZM128 225H130V226H128ZM132 225V226H131ZM247 225V226H246ZM32 228H31V227ZM128 226V227H127ZM133 226H135V228L136 229H139V228H142L143 230H135L134 231V229L132 228V229H129V227L131 228V227H133ZM142 226V227H141ZM210 226V227H209ZM160 227L162 228V230L160 229ZM184 227V228H183ZM30 228V229H29ZM173 230H172V229ZM182 228H183V230H182ZM10 229V228H9ZM20 229V230H21ZM25 229V230H24ZM33 229V230H32ZM37 229V230H36ZM40 231H39V230ZM123 229H124V231L125 230H127L126 232L127 233H130V234H128L129 236H130V238H129V240L128 241H126V238H125V232L123 231ZM157 229H160V231H163V232H160L159 230H157ZM164 229V230H163ZM21 230V231H22ZM32 230V231H31ZM35 230V231H34ZM130 232H129V231ZM197 230V231H196ZM45 233H44V232ZM133 231V232H132ZM154 231H152V234H154L153 232ZM15 232H17V231H15ZM20 232V231H19ZM24 232H22L23 234H24ZM30 232H32V233H30ZM181 232V233H180ZM197 232V233H196ZM203 234H202V233ZM43 233V234H42ZM140 233V232H139ZM151 233V232H150ZM149 233V234H150ZM201 233V235L202 236H204V238L205 239H203L202 238V236L201 235H199ZM206 233H208V234H206ZM221 233V235H219ZM16 234H18V233H16ZM31 234V235H30ZM161 234V235H162ZM207 236H206V235ZM45 235V236H44ZM127 234H126V236H128ZM165 235V234H164ZM186 235V236H185ZM196 235L198 236H201V237H196ZM213 235V236H212ZM40 236V237H39ZM212 236V237H211ZM36 237H37V239H36ZM164 237V236H163ZM192 237H194V238H192ZM28 238H29V240H28ZM43 238H46V239H43ZM132 238V239H133ZM228 238V239H227ZM122 239H124V240H122ZM202 239V240H201ZM209 239H207V240H209ZM225 239V240H224ZM11 240V241H10ZM47 240V241H46ZM187 240V239H186ZM235 240V241H234ZM247 240H249L248 242H247ZM16 241H18V242H16ZM20 241H22V242H20ZM206 241V240H205ZM246 241V242H245ZM10 242V243H9ZM12 242V243H11ZM33 242V243H32ZM40 242V243H39ZM125 242H123V243H125ZM193 242V241H192ZM244 242H245V244H244ZM26 243V244H25ZM34 243H36V245H34ZM49 243V244H48ZM29 244V245H28ZM248 244H249V247H252L251 249H248ZM251 244V245H250ZM254 244V245H253ZM261 246H260V245ZM25 245V246H24ZM33 245V246H32ZM245 245H247V246H245ZM256 245H257V248H256ZM259 245V246H258ZM49 247V248H48ZM253 247H254V249H253ZM262 247V248H261ZM29 248V249H28ZM35 248V249H34ZM47 248V249H46ZM113 248V247H112ZM260 249V251L258 250V252H257V249ZM32 251H31V250ZM34 249V250H33ZM49 249V250H48ZM115 249H116V247H115ZM128 249H131V251L129 250V251H127ZM25 250V251H24ZM119 250V249H118ZM122 250H121V252H122ZM250 250V251H249ZM263 250H264V248H263ZM24 251V252H23ZM62 251H63V249H62ZM239 251H241V253L239 252ZM253 251V252H252ZM33 252V253H32ZM81 252H83V251H78L77 253V257L76 258H78V260H76V264H92L91 263V258H92V256L89 254V253H87V254H84V253H81ZM25 253V254H24ZM27 253V254H26ZM63 253V252H62ZM69 253H71V252H69ZM126 253V254H125ZM133 254V255H131L130 256V254ZM136 253V254H135ZM242 253H245L246 254V256L248 255V261L245 259L246 258V256L244 255V254H242ZM257 253H258V255H257ZM261 255H263V256H261ZM14 254V255H13ZM37 254V255H36ZM63 254H65V253H63ZM103 254V253H102ZM121 254V253H120ZM137 254H139V258L137 257ZM240 254H241V256H240ZM10 255L11 256H14V257H11V259L9 260V258H10ZM56 255V254H55ZM67 255V254H66ZM74 255V254H73ZM72 255V256H73ZM128 255V256H127ZM237 255V254H236ZM243 255V256H242ZM23 256H25V257H23ZM58 256V255H57ZM60 256V255H59ZM64 256V255H63ZM69 256V255H68ZM122 256H123V253H122ZM206 256V257H205ZM9 257V258H8ZM17 257V258H16ZM19 257H20V259H19ZM36 257V258H35ZM66 257V256H65ZM85 257H86V259L88 260V262H86L87 260H84L85 259ZM132 257V258H131ZM160 257V258H161ZM180 257H182V256H180ZM203 257V258H202ZM215 257V256H214ZM228 257V258H227ZM240 257V258H239ZM242 257V258H241ZM263 257V258H262ZM16 258V259H15ZM24 258V259H23ZM26 258L28 259V260H26ZM59 258V259H58ZM75 258V259H76ZM101 258H103V259H101ZM105 258V259H104ZM122 258H124V259H122ZM130 258V259H129ZM192 258H193V260L194 261H192ZM198 258V259H197ZM23 259V260H22ZM32 259V260H31ZM58 259V260H57ZM71 259V258H70ZM70 259H68V260H70ZM72 259H74V258H72ZM72 259H71V261H72ZM113 259V260H112ZM114 259H115V261H114ZM213 259V260H212ZM223 259V260H222ZM229 259V260H228ZM243 259H245V261H243ZM263 259V260H262ZM33 260H36V261H33ZM62 260V261H61ZM92 260H93V258H92ZM97 260V259H96ZM104 260H108V261H104ZM131 260V261H130ZM196 260V261H195ZM209 260H211V261H209ZM221 260V261H220ZM261 260V261H260ZM38 261H40V262H38ZM70 261V262H71ZM222 261H224V262H222ZM227 261V262H226ZM228 261H229V263H228ZM246 261H247V263H246ZM250 261H251V263H250ZM2 262V263H1ZM67 262V261H66ZM70 262H68V264H70ZM156 262V263H155ZM186 262V263H185ZM217 263V264H218ZM65 264H67V263H65ZM73 264V263H72Z\"/></svg>",
    "mask_w": 264,
    "mask_h": 264
}]
</instances>
